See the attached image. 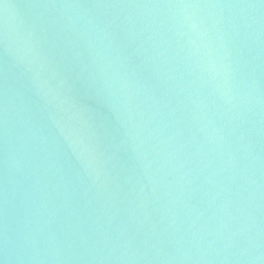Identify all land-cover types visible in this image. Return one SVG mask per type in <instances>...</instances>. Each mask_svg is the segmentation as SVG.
<instances>
[{
    "label": "water",
    "instance_id": "obj_1",
    "mask_svg": "<svg viewBox=\"0 0 264 264\" xmlns=\"http://www.w3.org/2000/svg\"><path fill=\"white\" fill-rule=\"evenodd\" d=\"M0 264H264V0H0Z\"/></svg>",
    "mask_w": 264,
    "mask_h": 264
}]
</instances>
